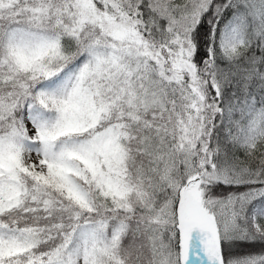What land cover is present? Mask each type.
<instances>
[{
  "label": "snow or ice",
  "instance_id": "snow-or-ice-1",
  "mask_svg": "<svg viewBox=\"0 0 264 264\" xmlns=\"http://www.w3.org/2000/svg\"><path fill=\"white\" fill-rule=\"evenodd\" d=\"M0 264H264V0H0Z\"/></svg>",
  "mask_w": 264,
  "mask_h": 264
}]
</instances>
